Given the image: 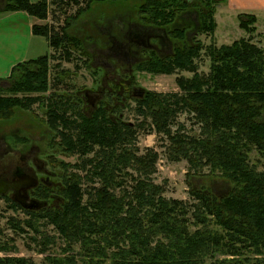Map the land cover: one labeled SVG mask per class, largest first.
Returning <instances> with one entry per match:
<instances>
[{"label": "trees", "instance_id": "16d2710c", "mask_svg": "<svg viewBox=\"0 0 264 264\" xmlns=\"http://www.w3.org/2000/svg\"><path fill=\"white\" fill-rule=\"evenodd\" d=\"M49 1L4 0L1 8L45 19ZM83 1L84 7L72 18L94 1L106 0ZM196 1L197 20L190 38L185 27L172 29L169 24L194 2L145 3L139 22L162 25L177 41L168 57L152 54L137 69L192 74L177 77L179 92L147 91L132 108L140 117L137 122L107 116L101 107L86 114L73 103L74 94L57 89L45 95L53 54L12 67L9 85H0L8 92L0 93V119L10 117L16 108L38 104L55 145L77 154L79 160L60 162L63 187L56 204L28 210L0 196L8 209L24 214L5 216L0 209V264H264V49L250 37L219 46L211 43L205 47L209 70L200 74L195 59L203 45L194 37L213 32L214 0ZM65 20L61 32L50 24L33 23L32 33L61 49L66 59L73 48L87 56L81 39L66 31L70 22ZM254 20L252 14L239 15V25L247 32L254 30L250 26ZM65 72L59 71L53 85L58 86ZM182 112L190 114L195 130L184 131L182 123L172 129ZM146 128L162 135L160 152L166 159L186 161L192 175L222 177L230 188L217 195L203 186L189 187L188 199L165 196L164 184L154 177L160 153L136 146L138 132ZM7 230L30 233L31 249L45 254L43 258L9 254L16 246L8 242Z\"/></svg>", "mask_w": 264, "mask_h": 264}, {"label": "rangeland", "instance_id": "374dc122", "mask_svg": "<svg viewBox=\"0 0 264 264\" xmlns=\"http://www.w3.org/2000/svg\"><path fill=\"white\" fill-rule=\"evenodd\" d=\"M64 1H68V4L53 3L50 0L47 7V18H34V23L38 25L50 24L55 31L61 32L60 27L65 25V19L67 18V21L70 23L66 26V31L71 36L81 39L85 48L90 49L93 43L97 47H100L102 40L109 41V35L106 34L108 32L114 34L113 36L116 35L117 38L118 36L121 38V33H119L120 23L124 22L125 28L129 20L139 22L141 14L145 15L146 11L143 12V10L145 9V3L149 0L94 1L88 9L81 12L75 18L72 17L79 7H84V1L78 0L79 3H73L71 0ZM185 1L189 3L194 2V4L188 7L189 9H198L196 0ZM3 3L4 0H0V8L3 6ZM224 5L225 3L222 0L213 1L212 9L215 20L213 32H199L194 37V40L200 41L203 45L200 56L195 59L196 68L200 74H206L209 70L210 58L205 47L211 43L219 46L222 44H230L232 41L241 37H250L252 42L264 49V15L249 12L230 13L225 9ZM241 13H249L255 16L254 22L250 24L251 27H254L252 32H247L240 27L239 15ZM20 39L21 41L16 43V49L21 51L26 59H34L46 53L55 56L49 61V90L45 95H48L53 89H57L60 92L64 91L71 95L75 94V91L78 90L94 89L99 79L104 77L101 69H97L96 65H92V59L88 55L81 54L77 48H73L70 58L66 59L61 54V49L56 50L50 47L43 36H35L30 41L24 34H21ZM1 41L2 39L0 38V43ZM1 53L2 51L0 49ZM3 55L0 56V65L3 64V59L10 58L12 54H5L6 58H2ZM84 61L87 63H84ZM62 69L66 71L64 77L58 86L53 85L55 76ZM133 73L134 83L139 88L160 93L179 92V87L176 84L177 77L181 75L187 77L192 74L185 70H176L169 74H154L138 70L137 66H134ZM0 93L8 94L6 89H0ZM132 108H134V105L124 109L123 120L133 123L137 122L140 117L136 116ZM189 115L184 112L179 113L176 116V122L173 124L172 129H175L178 123H182L184 131L190 132L191 130H195L197 127L192 123ZM51 134V131L45 123L43 109L38 104L31 105L27 110L20 108L14 109L10 117L0 119V169L6 162L3 159V156L6 154L9 155L8 162L6 163L9 166H13L18 161H22L24 156L36 157L38 161L43 162L45 166H48V168L54 171H62L60 162L69 164L77 162L79 160L78 155L64 152L60 145L56 146L55 142L57 140L55 139L53 141ZM161 137L162 135L156 133L154 130L146 128L138 132L136 146L140 150L145 147H153L160 153L157 161V171L154 177L156 182L164 184L165 196L177 199H188L189 187L199 188L203 186L217 195L225 193L230 188V183L222 177L207 174L192 175L188 172L186 161H169L166 159V156L160 152L162 149L160 147V143L162 142ZM71 169L69 167V171ZM0 209L4 210L2 213L5 216L17 215L24 217L21 211L16 212L8 209L2 199H0ZM7 231L8 242L16 246L14 251H10L9 254L30 256L36 261H40L43 258L45 254H39L31 249V246L34 244L29 238L30 233L14 234L10 230Z\"/></svg>", "mask_w": 264, "mask_h": 264}, {"label": "flooded vegetation", "instance_id": "af4514ba", "mask_svg": "<svg viewBox=\"0 0 264 264\" xmlns=\"http://www.w3.org/2000/svg\"><path fill=\"white\" fill-rule=\"evenodd\" d=\"M196 20L197 10L186 7L169 27H185L186 36L190 38ZM123 23L119 27L121 38L108 32L109 41L102 40L100 47L93 43L90 49L86 48L92 65L101 69L104 76L99 79L96 88L75 91L73 103L86 114L101 107L107 116L122 118L124 109L137 104L147 93V90L134 83V66L148 60L152 54L160 58L168 57L172 53L173 43L177 41L168 37L162 25L129 20L124 28ZM8 158V154L3 156L6 162L0 169V190L4 184H8V190L4 194L0 193L1 197L11 198L17 204L19 202L16 199L19 197L26 201L37 199L45 201L46 206L61 201L58 189L63 187V170H51L33 156H24L22 161L9 166L6 164Z\"/></svg>", "mask_w": 264, "mask_h": 264}, {"label": "crops", "instance_id": "0c3cea01", "mask_svg": "<svg viewBox=\"0 0 264 264\" xmlns=\"http://www.w3.org/2000/svg\"><path fill=\"white\" fill-rule=\"evenodd\" d=\"M36 1V0H31ZM230 13L249 12L258 15H264V0H222ZM34 18L22 10L4 11L0 8V49L2 58H6L5 54H12L10 58L3 59L0 65V82L6 81L11 69L14 65L27 60L21 51L16 49V43L20 42V35L24 34L26 38L32 41V38L38 35L32 33V24ZM41 36V35H40ZM46 40V39H45ZM47 41V40H46ZM13 55H15L13 57Z\"/></svg>", "mask_w": 264, "mask_h": 264}, {"label": "water", "instance_id": "95a60500", "mask_svg": "<svg viewBox=\"0 0 264 264\" xmlns=\"http://www.w3.org/2000/svg\"><path fill=\"white\" fill-rule=\"evenodd\" d=\"M0 85L8 86L9 83L7 81H1ZM6 190H8V184L3 185V188L0 190V193L4 194ZM19 198L20 199H16V201L19 202V205L22 208L28 209V210H38L40 208H43L47 204L45 201H40L37 199H29L28 201H26L23 197H19Z\"/></svg>", "mask_w": 264, "mask_h": 264}]
</instances>
